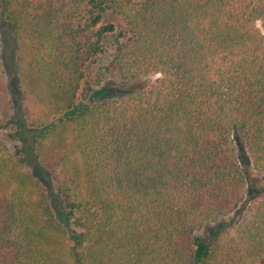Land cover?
Instances as JSON below:
<instances>
[{"label":"trees","instance_id":"obj_1","mask_svg":"<svg viewBox=\"0 0 264 264\" xmlns=\"http://www.w3.org/2000/svg\"><path fill=\"white\" fill-rule=\"evenodd\" d=\"M107 12L121 31L101 25ZM0 21L76 150L40 163L44 129L19 161L0 139V264H56L41 197L69 233L71 264L264 263V196L209 246L194 238L244 203L241 155L264 175V0H2ZM112 35L94 86L115 81L119 94L90 103L83 69ZM7 122L12 137L29 132Z\"/></svg>","mask_w":264,"mask_h":264},{"label":"rangeland","instance_id":"obj_2","mask_svg":"<svg viewBox=\"0 0 264 264\" xmlns=\"http://www.w3.org/2000/svg\"><path fill=\"white\" fill-rule=\"evenodd\" d=\"M107 24L116 25L117 32L123 29L121 19L109 12L104 14L101 23V25ZM6 30V25L0 21V139L5 141L13 152H17L15 155L16 160L21 161L24 158L23 160L28 162L31 155L25 153L24 144L32 143L29 136H34V131L39 132L48 129L50 130L48 137L40 144L37 151L40 163L51 165L63 161V163L67 162L69 164L76 155L71 126L65 122L66 116L62 108L54 104L49 98L46 87L37 81L28 80L27 61L24 59L19 44L8 37ZM113 46L112 35L105 42V52L99 55L94 63L87 64L83 69L84 81L88 82L94 89L89 100L90 103L112 94H119L121 85L115 81H106L100 86H94L97 71L106 67L111 60ZM152 80L153 78H149L143 84ZM7 120L23 124L26 131L29 132H22V134L19 133L18 136L16 134L12 137L10 135L12 134L11 131L7 129L10 127ZM50 124H55V128L49 127ZM21 151L23 152L22 157L19 156ZM240 161L248 188L246 199L236 212L209 224L205 229L195 234L194 238L202 240L204 245L209 246L211 240L226 225L238 223L248 205L253 200L264 196V175L255 172L244 155L240 156ZM73 163L78 164L77 160H74ZM21 170L27 175L28 170L26 168L22 167ZM35 173L37 176L40 175L38 171H35ZM32 186L34 187V185ZM35 188H37L36 185ZM35 188H31V196L32 201L37 203V197L40 193ZM43 199L44 197H41L38 207L41 212L39 223L43 227L45 244L49 247L56 264H71L68 249L69 233L57 222L56 216Z\"/></svg>","mask_w":264,"mask_h":264}]
</instances>
